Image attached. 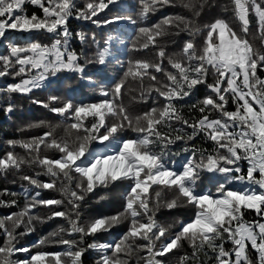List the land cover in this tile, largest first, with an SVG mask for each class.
I'll return each mask as SVG.
<instances>
[{
	"label": "snow or ice",
	"instance_id": "6c2138e0",
	"mask_svg": "<svg viewBox=\"0 0 264 264\" xmlns=\"http://www.w3.org/2000/svg\"><path fill=\"white\" fill-rule=\"evenodd\" d=\"M178 2L190 15L166 16L151 26H138L132 50L152 47L156 49L155 59L129 60L121 78L108 87H99L102 100L77 104L70 97L49 95L47 100L33 101L63 119L54 125L45 121L29 125L48 130L42 136L9 140L10 148L20 147L24 155L9 150L0 157V173L20 172L24 167L40 169L20 177L35 189L30 194V188L24 187L23 208L0 218V232L7 238L0 246V264H82L81 257L89 249L100 252L96 264H165L164 258L183 248L185 242L192 251L181 255L177 264H206V260L214 264H264V78L257 75L258 69L264 70V0H231L239 32L223 18L203 26L198 23L205 8L213 6L210 0ZM26 3L38 6L43 16L26 14ZM120 3L122 0H87L83 7H78L76 0H0V37L9 30L45 31L54 37L50 45L32 41L8 46V54L0 56V77L13 75L21 80L9 85L6 91L28 94L45 87V82L50 83V78L65 71L96 85L86 69L89 65L108 64L114 41H124L109 35L101 43L95 34L89 37L78 32L75 36L81 43L91 39L97 45L92 57L78 54L70 47L71 17L91 21L98 27L124 21L138 25L160 7L177 6V0H138L135 16L122 13L99 18L100 12ZM224 10L228 11L227 5ZM250 15L257 22V31L251 38ZM181 32H186L189 39L179 53L167 54L165 38ZM201 33L205 34L204 41L197 47L195 39ZM165 60L171 70L165 68ZM116 62L121 63L118 59ZM154 73H162L164 79H158ZM145 78L149 83L145 84ZM129 81H134L136 87ZM200 84L207 86L209 94L190 106L200 114L190 122L183 115L184 105L178 106V102L191 96ZM132 92L137 93L130 97L132 102L156 98L164 102L133 114L123 100ZM229 99L236 106L233 111L227 109ZM13 108L8 103L5 111L11 113ZM213 112L218 115L213 117ZM87 117L92 121L86 126ZM174 122L191 128V134H180V130L173 128ZM61 125L64 134L57 136L56 129ZM126 129L136 133V138L121 139L120 133ZM200 133L213 142L212 151L185 147L183 151L191 155L182 167H169L165 160L169 147L177 141H191ZM94 142H108L107 146L117 142L118 147L111 154H98L91 147ZM49 150L57 152L58 157L48 156ZM242 161L247 162L246 171ZM203 173L223 177L224 182L218 184L215 194L197 191ZM41 175L49 179L42 181ZM117 181L131 182L123 211L82 221L80 208L86 195ZM233 182L247 187H227ZM164 189L174 193L170 199L162 200ZM42 190L55 191L61 198L38 199ZM10 195L15 197L17 193ZM5 203L13 206L17 201H0ZM63 205H67L64 210H56ZM187 205L195 208V215L188 222L180 221L179 231L172 232L173 224L165 225L155 218L161 207L171 210ZM39 207L48 208L49 214L38 215L35 210ZM246 210H254L259 219L246 221ZM54 218L65 220L67 227H60L50 233L51 240L45 237L38 244L51 242L66 246V250L40 251L29 259L14 260L15 253L29 251L16 247L17 237L25 234L17 229L23 225L26 232H31L35 223ZM125 222L128 230L117 242L94 241L81 246L85 237L111 231ZM77 234L79 240L65 238ZM228 243L230 249L225 247ZM249 248L255 252V258L249 255Z\"/></svg>",
	"mask_w": 264,
	"mask_h": 264
},
{
	"label": "trees",
	"instance_id": "16d2710c",
	"mask_svg": "<svg viewBox=\"0 0 264 264\" xmlns=\"http://www.w3.org/2000/svg\"><path fill=\"white\" fill-rule=\"evenodd\" d=\"M219 3L215 6V3ZM87 0H76L78 7H83ZM213 6L206 7L198 18V23L203 26L205 24L212 23L217 18H223L230 22L233 28L239 32L240 25L236 21L233 12L231 0H210ZM228 6V11L224 10V6ZM170 6L160 7L154 13H151L147 20L141 21L138 25H132L124 21L118 24L100 26L93 24L91 21L80 20L74 17L69 18L68 28L73 33V38L70 41L71 49L75 50L78 54H83L84 56L92 57L97 51V45L91 41L87 40L85 43H81L79 39L76 38L75 33L84 32L87 33L90 37L92 34H95L96 39L103 42L109 35L114 37L118 36L124 41V44H119L114 41L113 44V56L110 57V62L105 66L99 65H89L86 69V73L93 76V79L96 81L95 86L89 85L88 82L80 80L76 73L72 72H61L58 73L56 77L50 78V83L46 82L45 87L40 89H34L28 94L21 93H12L7 92L6 89L11 84L19 83L21 77H16L13 75H6L0 77V157L6 155L9 150L14 151L17 154L24 155V149L16 147L11 149L8 145L9 140H21V139H30L32 137L42 136L45 131L48 129L45 127H29V125L38 124L40 121L50 122L51 124L59 123L63 118L58 117L57 115L51 113L48 109L33 103L34 100L44 101L47 100L49 95H57L61 97H70L73 98L77 104H90L96 103L102 100L104 97L100 95L99 87L102 85L104 87L110 86L116 80L122 77L123 73L127 69V62L129 60L137 59H155L156 49L150 47L147 50L142 51H133L131 48V43L133 38L136 35L138 26H151L160 22L166 16H173L176 14H181L184 16H189L190 13L185 10L182 6L179 5L177 0V6H174L176 11H169L166 14H163V10ZM26 14L31 15L35 13L37 16L42 17V10L33 4L26 3L24 5ZM139 5L138 0H122V3L118 5H110L108 9L103 10L99 13V18L104 19L105 17H111L116 14H132L135 16V13L138 11ZM250 26L251 31L252 27L257 25L256 18L254 15H250ZM204 33L198 35L195 39L197 47H200L204 41ZM53 34L47 33L45 31H34V32H18L9 30L5 33L4 37L0 38V56L7 55L9 51L10 44L25 45L32 41L40 42L41 44L50 45L53 41ZM189 39V36L186 32H181L179 35H173L165 38L164 43L166 44L167 54L179 53L182 49L184 42ZM119 60L121 63H117L116 60ZM164 66L166 69L171 70L168 67L167 60L164 61ZM103 67V71L100 68ZM14 71V70H13ZM158 79L163 80L164 76L162 73H154ZM257 75L261 78H264V70L258 69ZM208 82H212L211 73L208 77ZM136 87L134 81H129ZM149 83L147 78H145V84ZM71 84L72 87L69 88L68 85ZM209 94V89L205 84H200L196 86L192 95L185 98L182 101L178 102L179 105H184L183 115L186 119L193 120L194 118L199 117V113L191 110V105L196 103L198 100L202 99ZM132 95H137L136 92L126 94L123 97L125 105L129 106V111L133 114H140L145 111H148L152 107H159L163 104L162 98L149 99L147 102H132L130 97ZM153 97H156V94L153 93ZM8 103L14 105L13 111L8 113L5 111ZM235 104L229 99L227 109L229 111L235 110ZM213 117L218 114L213 112ZM92 121L91 117L84 119L85 125H90ZM73 121H68L71 123ZM173 128L180 130V134H191L192 129L183 125L179 122L173 123ZM167 130V129H165ZM134 132L130 129L124 130L120 133V138L122 135L131 137ZM64 134V126L61 125L60 128L56 129V135L61 136ZM134 138V137H131ZM130 139V138H129ZM116 143L113 142L111 146H107L108 142L99 143L94 142L92 144V149L98 154H111L115 148ZM195 146L196 149H203L211 152L214 148L213 142L208 140L203 133L197 135L191 141H177L172 144L168 151V154L165 157L166 163L169 167H180L191 155L190 152H185L183 149L185 147L191 148ZM45 154L42 151V155ZM50 157H58V153L54 150H49L46 153ZM242 168L246 171L247 162H241ZM38 168L24 167L20 172L9 170L7 173H0V201L10 202L15 199L17 201L16 205L8 206L7 203L0 204V218L6 217L9 214L19 212L26 200L23 194L24 187L30 188V194H34L35 189L31 188L26 181L21 180L22 175H33L35 171H39ZM258 175V174H257ZM210 177L214 181L211 187L206 190L201 186L200 181L198 182L197 191L203 192H212L216 193V189L219 183L224 182L223 177L218 174H210ZM42 181H47L49 177L41 175L39 177ZM130 181H117L114 184H110L108 187L99 186L93 192L88 193L81 202V219L82 221H88L97 217L111 216L118 212L123 211L125 206V197L130 188ZM229 188L241 189L247 187L245 184L240 182H233L232 184L227 185ZM256 187V186H253ZM154 189L159 190L154 186ZM7 190V192H5ZM257 190H259L257 188ZM15 192L17 196L13 197L10 193ZM174 193L169 192L167 189L162 191V200L170 199ZM60 199L61 196L59 193L52 190H42L41 196L38 199ZM56 207V206H54ZM67 205L59 206L56 210H64ZM195 208L191 205L187 206H178L174 209L168 210L167 208L161 207L156 211L155 218L159 223L168 225L173 224L174 227L171 229L172 232L179 231V222L184 221L188 222L195 215ZM35 212L40 216H47L49 214V209L45 207H39ZM244 219L246 221L258 220L259 217L256 215L254 210H246L244 212ZM60 227H67L66 221L62 218H54L47 220L43 223H35V228L31 232H26L24 226L22 225L17 229L18 233H25L17 237L16 247L17 248H28V252H17L13 255L14 260H26L29 259L31 255H34L37 252H62L66 250V246L56 245L51 242L45 245H39L38 241L48 237L51 240L50 233L57 231ZM128 230V223L125 222L117 227H114L111 231L108 232H98L94 236H87L84 238V242L81 245L86 247L87 244L92 242L96 243H115L117 242L122 235ZM69 239L79 240V235H74L71 237H65ZM5 235L0 232V246H4L6 243ZM225 247L230 249L231 244H225ZM191 248L184 243L183 248L174 250L172 253H169L165 258V264H177V261L181 255L185 252L191 253ZM143 254V253H142ZM249 255L255 258V252L249 248ZM100 257V252L97 250L89 249L81 257L82 264H96V261ZM206 259V258H204ZM206 264H214V261H207Z\"/></svg>",
	"mask_w": 264,
	"mask_h": 264
},
{
	"label": "rangeland",
	"instance_id": "374dc122",
	"mask_svg": "<svg viewBox=\"0 0 264 264\" xmlns=\"http://www.w3.org/2000/svg\"><path fill=\"white\" fill-rule=\"evenodd\" d=\"M218 3H219V1H217V2L215 3V6H216ZM174 8H175V7H173V6H170V7L166 8L165 10H163V14H166V13L169 12V11H176V9H174ZM256 31H257V25H256L255 27H252L251 31H250V29H249V35H250V38L253 37V36L255 35ZM0 38H1V37H0ZM256 43L258 44V41H256ZM45 83H46V82H45ZM136 135H137L136 133H133L131 137L136 138ZM131 137H127V136L122 135L121 139H129V138H131ZM116 147H118V143H116ZM181 167H182V166H181ZM181 167H180V165H178L177 167L175 166V167H173V168H175V169L178 170V169H180ZM210 174H215V173H203V174H202V177H201L200 183H201V186H202L203 189L208 190V189L211 187V185L213 184V182H214V181L212 180V178L210 177Z\"/></svg>",
	"mask_w": 264,
	"mask_h": 264
}]
</instances>
